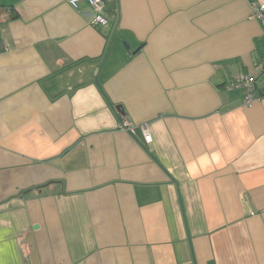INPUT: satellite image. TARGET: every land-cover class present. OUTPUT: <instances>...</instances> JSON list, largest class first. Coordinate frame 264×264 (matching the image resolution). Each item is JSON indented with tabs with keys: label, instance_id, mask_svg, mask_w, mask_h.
I'll return each mask as SVG.
<instances>
[{
	"label": "crops",
	"instance_id": "crops-1",
	"mask_svg": "<svg viewBox=\"0 0 264 264\" xmlns=\"http://www.w3.org/2000/svg\"><path fill=\"white\" fill-rule=\"evenodd\" d=\"M106 3L0 0V264H264V0Z\"/></svg>",
	"mask_w": 264,
	"mask_h": 264
},
{
	"label": "built area",
	"instance_id": "built-area-1",
	"mask_svg": "<svg viewBox=\"0 0 264 264\" xmlns=\"http://www.w3.org/2000/svg\"><path fill=\"white\" fill-rule=\"evenodd\" d=\"M70 5L73 8H78L80 3H85L88 8L91 9L92 15L90 17V24L94 27L100 29H113L116 26V18L111 15L107 7L106 0H69ZM253 16L258 18L264 25V3H253ZM114 17V20H112ZM264 65V61L261 63L260 67ZM255 76L244 77L241 79L234 80L230 83V87H242L243 89V104L245 106H251L260 96L256 93V88L254 86ZM121 126L124 130L135 135V129L139 128L143 137L144 145L150 144L152 141V136L149 128L145 124L132 125L121 117ZM142 143V144H143Z\"/></svg>",
	"mask_w": 264,
	"mask_h": 264
},
{
	"label": "trees",
	"instance_id": "trees-1",
	"mask_svg": "<svg viewBox=\"0 0 264 264\" xmlns=\"http://www.w3.org/2000/svg\"><path fill=\"white\" fill-rule=\"evenodd\" d=\"M109 10H111V9H109ZM262 74H264V65L262 67ZM257 79L258 78L255 77L254 86L256 88V91L258 92V95L261 97V96H264V78H263V81H261L260 83H258ZM116 113L119 115V117H123V115L120 114L119 112H116Z\"/></svg>",
	"mask_w": 264,
	"mask_h": 264
},
{
	"label": "water",
	"instance_id": "water-1",
	"mask_svg": "<svg viewBox=\"0 0 264 264\" xmlns=\"http://www.w3.org/2000/svg\"><path fill=\"white\" fill-rule=\"evenodd\" d=\"M102 32H103L105 35H107V34H108V29H103ZM126 48H128V47L126 46ZM116 109H117V111H118L120 114L124 115V111H123V109H122V107H121L120 105H117V106H116ZM128 120H129V119H128ZM135 136L139 139V141H140L141 143H143V137H142V134H141V131H140L139 128H136V129H135ZM143 145H144V143H143ZM145 146H146V145H145Z\"/></svg>",
	"mask_w": 264,
	"mask_h": 264
}]
</instances>
